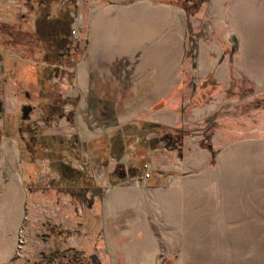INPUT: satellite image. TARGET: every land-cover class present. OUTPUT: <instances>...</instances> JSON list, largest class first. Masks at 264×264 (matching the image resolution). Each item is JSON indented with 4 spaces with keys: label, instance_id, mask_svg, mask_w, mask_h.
Segmentation results:
<instances>
[{
    "label": "crops",
    "instance_id": "1",
    "mask_svg": "<svg viewBox=\"0 0 264 264\" xmlns=\"http://www.w3.org/2000/svg\"><path fill=\"white\" fill-rule=\"evenodd\" d=\"M189 5L183 0H0V34L7 35L0 40V62L14 50L16 67L22 66L20 59L30 62L22 55L25 45L34 49L40 43L44 50L35 72L50 84V103L65 100L70 106L61 112L60 128L80 135L87 148L98 139L107 145V166H95L103 188H87V210L72 213L69 204L65 218L59 213L51 218L69 234L63 239L65 234L57 233L50 242L24 227L37 215L43 195L32 171V156L42 144L26 141L20 127L13 135L6 130L13 126H0V264H31L43 252L67 247L81 252L86 264H111L99 247L103 220L109 228L117 218L123 222L127 211L159 205L177 211L178 200L186 201L170 194L184 192L192 182L183 181L184 170L200 169L204 157L196 148L219 146L221 138L211 134L220 131L215 126L237 120L241 132L264 149V0H202L191 14ZM14 6L28 13L17 15ZM68 22L71 37L79 35V48L48 55L45 43L26 44L38 32L68 28ZM234 111H240L238 118ZM174 149L192 150L179 158ZM68 151L69 159H79L71 145ZM155 152L160 155L149 160ZM113 180L124 183L105 187ZM170 180L175 181L164 189ZM87 223L91 229H80L75 237L72 228ZM155 243L154 236H135L112 264H155Z\"/></svg>",
    "mask_w": 264,
    "mask_h": 264
},
{
    "label": "rangeland",
    "instance_id": "2",
    "mask_svg": "<svg viewBox=\"0 0 264 264\" xmlns=\"http://www.w3.org/2000/svg\"><path fill=\"white\" fill-rule=\"evenodd\" d=\"M13 8L18 10L17 15L28 13L27 8L23 12L20 11L21 8ZM9 29L10 26H7L5 31ZM6 36L0 34V40L6 39ZM71 39L75 48H79V35L72 33ZM9 40L15 44L16 38L9 37ZM29 40L26 39V44H33ZM25 46L22 55L30 62L20 59L22 66L16 67L18 58L17 51L14 50L10 51L8 59L3 58V62H0V72L3 69V78H0V126H13L11 129L6 128L13 135H16L15 127H20L24 130L26 141H30V144L33 141L42 144L35 149V155L32 156V171L38 179L36 185H39L37 187L43 195L38 201L37 215L28 219L24 227L29 228L33 235L52 242L64 228L54 225L51 218L58 213L65 218L67 212H64V208L66 206L68 210L69 204L73 206L72 213L76 208L82 212L87 210V188H103L95 166H107V145L105 141L98 139L99 142H90L87 148L80 135H71L60 128L65 119L61 112L70 106L65 100L56 101V104L50 103V84L45 80L41 81L35 72L38 70L35 67L42 61L39 55L44 48L40 43L32 45L34 49ZM5 90L9 91L7 97L1 94ZM23 105L31 107L29 120L22 119ZM49 111L51 114L59 112L53 116ZM239 112L234 111V116L236 114L238 118ZM68 120L69 126L74 127L73 116H68ZM215 128H220V131H212L211 134L215 135V139L221 138L219 146L196 148L204 157L200 169L184 170V180H180L190 179L192 182L189 186H184L186 190L182 194H170V198L186 201L182 203L178 200L177 211H162L161 205L158 207L159 211L156 206L152 210L146 207L145 212L141 211L145 213L144 221L148 224L144 227L140 223L141 212L127 211L123 214L128 215L122 218L125 219L123 222L120 221L121 218H117L109 228L103 220L98 229L99 247L101 255L110 259L109 263H115L112 258L122 257L126 242H130L135 236L142 238L146 234L154 236L156 241L152 245L155 248V264H264V149L257 147V142L252 140L250 134L241 132L237 120L231 125L222 123ZM49 136L53 137V141L46 138ZM43 137L47 145L51 144L50 147L43 144ZM247 137L251 139L246 140ZM57 141L64 142L58 146L52 143ZM68 145L78 153V160L69 159ZM174 150H177L180 158L192 149ZM85 155H88L87 158ZM159 155L158 152L149 154L148 159L155 160ZM85 160L89 162L85 164ZM98 170L101 171V168ZM174 181H165L164 189L170 188ZM126 182L129 183L130 180ZM104 183L105 187L113 188V185L117 187L124 182L113 180ZM172 221L175 223L171 224ZM51 228L54 230L53 234ZM72 229L76 237V234L78 236L82 232L86 233L91 227L88 228L87 223L83 228L76 226ZM80 229H83L82 232ZM67 237L68 234L62 236L63 239ZM116 262L124 264L122 260Z\"/></svg>",
    "mask_w": 264,
    "mask_h": 264
},
{
    "label": "trees",
    "instance_id": "3",
    "mask_svg": "<svg viewBox=\"0 0 264 264\" xmlns=\"http://www.w3.org/2000/svg\"><path fill=\"white\" fill-rule=\"evenodd\" d=\"M190 1L191 5L186 8V12L191 14L193 10L198 6L202 0H183V2ZM32 42H41L46 44V50L48 55L64 54L74 50V44L72 43L71 33L66 26L47 29L45 32H38L35 35L30 36ZM58 234H69V231H59ZM86 259L82 253L74 248H54L48 252H43L38 256V259L31 264H86Z\"/></svg>",
    "mask_w": 264,
    "mask_h": 264
},
{
    "label": "water",
    "instance_id": "4",
    "mask_svg": "<svg viewBox=\"0 0 264 264\" xmlns=\"http://www.w3.org/2000/svg\"><path fill=\"white\" fill-rule=\"evenodd\" d=\"M31 110V107L29 105H23L21 107V112H22V119H26L28 117V113Z\"/></svg>",
    "mask_w": 264,
    "mask_h": 264
},
{
    "label": "bare ground",
    "instance_id": "5",
    "mask_svg": "<svg viewBox=\"0 0 264 264\" xmlns=\"http://www.w3.org/2000/svg\"><path fill=\"white\" fill-rule=\"evenodd\" d=\"M125 197H126V196H125ZM163 216H164V214H163ZM174 223H175V221H172V222H171V224H174ZM166 225H167V224H166ZM172 226H173V225H172ZM165 231H167V230H165ZM167 232H168V231H167ZM168 233H169V232H168ZM163 235H164V234H163ZM163 235H162V236H163ZM172 235H173V234H172ZM163 238H165V237H163ZM230 238H233V237H230ZM146 240H148V239H146ZM148 241H149V240H148ZM143 242H144V241H143ZM140 244H141V243H140ZM150 244H151V243H149L147 246H145V249H144L145 252H149V251L151 250V248H150L151 245H150ZM235 245H236V244H235Z\"/></svg>",
    "mask_w": 264,
    "mask_h": 264
},
{
    "label": "flooded vegetation",
    "instance_id": "6",
    "mask_svg": "<svg viewBox=\"0 0 264 264\" xmlns=\"http://www.w3.org/2000/svg\"><path fill=\"white\" fill-rule=\"evenodd\" d=\"M31 111V110H30ZM30 111H29V114H30ZM28 114V117L26 118V119H23V121H25V120H29V118H30V115ZM23 116V115H22ZM37 139H38V141H40V138L39 137H36ZM63 141H61V143H62Z\"/></svg>",
    "mask_w": 264,
    "mask_h": 264
},
{
    "label": "built area",
    "instance_id": "7",
    "mask_svg": "<svg viewBox=\"0 0 264 264\" xmlns=\"http://www.w3.org/2000/svg\"><path fill=\"white\" fill-rule=\"evenodd\" d=\"M73 33V32H72ZM146 168H147V165H144ZM145 177H148L149 176V172H145L144 174Z\"/></svg>",
    "mask_w": 264,
    "mask_h": 264
}]
</instances>
